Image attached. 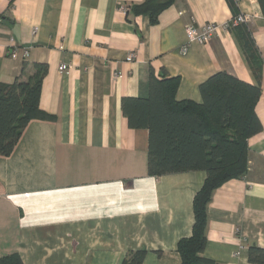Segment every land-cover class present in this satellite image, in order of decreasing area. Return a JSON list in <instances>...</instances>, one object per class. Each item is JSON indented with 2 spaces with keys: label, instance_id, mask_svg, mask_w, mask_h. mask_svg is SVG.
Wrapping results in <instances>:
<instances>
[{
  "label": "crops",
  "instance_id": "crops-1",
  "mask_svg": "<svg viewBox=\"0 0 264 264\" xmlns=\"http://www.w3.org/2000/svg\"><path fill=\"white\" fill-rule=\"evenodd\" d=\"M142 1L0 0V83L26 80L45 63L39 107L55 116L31 120L0 156V258L121 264L142 250L141 264H181L177 243L191 235L206 172L148 174V131L129 128L120 100L147 96L150 69L179 79L176 101L201 104L199 85L222 71L259 86L262 130L248 139L246 172L211 195L200 255L253 264L248 247L264 249V0H175L154 24L132 14ZM236 13L250 16L263 60L257 76L234 31L187 41V25L221 26ZM10 37L25 58L9 56ZM61 63L68 68L59 72Z\"/></svg>",
  "mask_w": 264,
  "mask_h": 264
},
{
  "label": "trees",
  "instance_id": "trees-1",
  "mask_svg": "<svg viewBox=\"0 0 264 264\" xmlns=\"http://www.w3.org/2000/svg\"><path fill=\"white\" fill-rule=\"evenodd\" d=\"M175 0H144L131 6L134 15L147 14L151 24ZM128 13V9L126 10ZM231 31L239 41L255 76L263 60L246 24ZM45 63H35L26 80L16 76L0 83V156H8L24 128L33 119L55 120L39 107ZM177 77L149 71L146 97H123L120 109L132 129L148 131L147 172L151 176L203 170L206 178L193 198L194 223L189 237L177 243L181 264H220L202 257L206 243L207 204L213 191L247 170L248 139L262 130L255 111L258 85L222 71L199 85L201 104L176 101ZM145 251H130L121 264H141ZM248 261L264 264V249L248 247ZM0 264H23L17 254L0 258Z\"/></svg>",
  "mask_w": 264,
  "mask_h": 264
},
{
  "label": "built area",
  "instance_id": "built-area-1",
  "mask_svg": "<svg viewBox=\"0 0 264 264\" xmlns=\"http://www.w3.org/2000/svg\"><path fill=\"white\" fill-rule=\"evenodd\" d=\"M120 9L123 11H126L127 8L123 5H120ZM250 20V16L246 15L244 13H236L232 15V17L226 21L223 25H215L213 23H207L201 27H196L193 24H189L185 28V33L187 36V41L191 42L193 40H196L198 42H205L209 40L215 31L218 29V27L225 28L228 30H232V28L240 25V24H247ZM36 32V29L32 30V33L34 34ZM185 48V47H183ZM183 50V49H182ZM21 51V56L25 58L28 55V50L26 47L18 48L12 39V37L9 38V45L7 52L9 53V56L11 58H17L19 52ZM133 58V54H129L126 57V60H131ZM68 68V65L65 63H61L58 66L59 72L65 71Z\"/></svg>",
  "mask_w": 264,
  "mask_h": 264
}]
</instances>
